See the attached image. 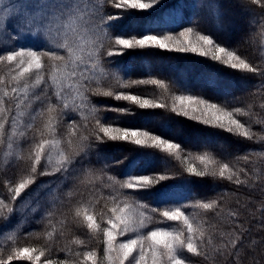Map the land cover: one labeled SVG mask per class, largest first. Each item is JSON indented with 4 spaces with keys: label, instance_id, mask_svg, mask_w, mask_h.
<instances>
[{
    "label": "trees",
    "instance_id": "obj_1",
    "mask_svg": "<svg viewBox=\"0 0 264 264\" xmlns=\"http://www.w3.org/2000/svg\"><path fill=\"white\" fill-rule=\"evenodd\" d=\"M178 4L181 6L177 7ZM186 4L187 0H163L160 6L151 11L131 10L123 19L114 22L113 35L123 33L125 38L133 34L138 36L147 27L151 30L150 34L163 32L183 40L184 37H179V33L192 27L193 32L188 34L189 37L197 40V32L210 35L217 43L236 51L241 58L264 71V0H261L260 4H254L252 0H210L212 15L205 19L188 10ZM217 4L222 5L220 12L224 13L223 20L214 10ZM231 9L243 19V23L237 28L232 20L234 16L229 13ZM105 11L114 14L120 10L109 4ZM165 11L174 13L172 22L167 25L154 22V19ZM5 23L6 18L0 22V54H6L5 49L19 50L21 47L43 51L35 38L12 36V39H8L16 26L13 19L7 20L6 30ZM235 29L246 33L243 41L237 44L230 37L235 33ZM91 39V34L85 32L79 41L85 49L83 55L86 63H91L87 60ZM105 47L111 46L106 43ZM109 61L116 63L110 64ZM53 63L55 62L45 60V69L39 72L41 82H31L27 92L23 91V85L11 81L15 71L0 63V77L5 79V83L0 84V98L4 100L0 107L5 109V115L0 116V123H4V129L0 133V200L3 201L0 204V216H7L8 208L15 209L8 228H0V256L6 257L14 247H31L38 250L36 255H39L40 250L45 251V256L39 261L14 259L12 264H43L46 259L81 264L83 252L94 250L97 252L96 259L99 264H104L102 233L88 232L83 225V211L87 209L89 214L95 215L97 223L103 227L101 214L108 213L114 206L108 196L110 185L107 178L111 176L115 181H121L124 179V173L131 171L138 175H166L171 178L155 184L152 188V192L163 189L159 199L141 192L136 197H130V202L138 198L140 203L146 202L162 211L165 206L160 204V200H165L172 205H188L187 207L193 210V226L199 227L205 239L211 240V244L204 249L208 252L207 259L203 254H187L189 264H233L237 257L232 255L235 252L231 247L232 242H237L239 249L238 264H264V88L261 87L264 84V75L244 69L233 70L191 52L135 48L125 50L122 56L105 55L102 63L95 69V79L100 92L140 95L142 98L166 104L167 107L140 109L131 102L117 101L114 96L93 95L94 104L110 109L132 110V114L102 110L100 116L109 123L116 121L111 124L113 127L150 130L153 134L180 143L181 149L173 150L175 156L168 157L167 153L158 149L141 148L128 142L108 141L104 145L107 160L101 159L100 163H96L98 157L90 156L93 161L92 170L79 173L77 165L78 175L72 177V183L65 185L61 174L56 172L62 155H72L82 136L93 138L97 126L95 119L85 111L77 118L76 127H70L67 120L61 121L57 112H49L48 106L41 104V101L47 100L52 93L50 75ZM152 80L162 83L152 84ZM132 81L148 82L133 85ZM61 83L66 101L72 104L76 99L74 90L69 87L72 81L62 79ZM124 84L130 86L125 88ZM12 87L17 88L15 94L11 93ZM4 90L9 92V97H3ZM93 90H97L96 84L93 85ZM181 95H191L196 101L204 99L220 106H224L227 101L228 111L242 109L241 113L234 114V118L245 124L253 138L249 140L189 118L200 116L206 110L203 104L201 108H197L198 111L189 112V117L176 115L170 109L174 104L180 108L177 97ZM18 104L21 113L27 116L14 126L16 152L10 159H4L3 134L11 124V116ZM37 108H42V114L34 115ZM50 119L49 127L46 125ZM21 133H26L27 141L22 142ZM41 139L54 141L59 157L52 166L47 167L44 154L42 167L38 166V171L47 170L55 175L36 176L35 183L29 185L17 200L12 201L9 187H15L32 175L34 145ZM69 141L72 142L71 146ZM47 147L48 145L45 146V153ZM200 156L212 158L217 162L216 165L209 164V168H217L219 163H229L246 183L237 185L212 176L201 178L189 175L186 169L190 166L198 171L205 170V165L198 159ZM129 162H133L130 167ZM101 169H106V172H101ZM189 180L195 183H186ZM69 189L72 190L71 195L67 194ZM212 201H218V207L214 210L191 206ZM119 206L123 207V204ZM77 209L81 210L80 218L75 217ZM47 211L52 213L51 217L42 218ZM161 220L163 217L158 212L149 227L166 226L157 223ZM172 225H176V222H167V227ZM200 231L196 232L197 237ZM77 240L83 243L78 244L75 242ZM88 264H91V261Z\"/></svg>",
    "mask_w": 264,
    "mask_h": 264
},
{
    "label": "snow or ice",
    "instance_id": "obj_2",
    "mask_svg": "<svg viewBox=\"0 0 264 264\" xmlns=\"http://www.w3.org/2000/svg\"><path fill=\"white\" fill-rule=\"evenodd\" d=\"M163 0H0V14H7L5 29L7 30V20L15 19L18 27L12 29V36L32 37L35 38L43 48L33 50L21 47L5 49L6 54H0V63L10 66L15 71V75L11 76V81L19 82L26 76L30 77L35 71L37 73L45 69V60L54 61L51 65L50 82L52 93L47 100L41 101V104L48 106L49 112H57L61 121L67 120L70 127H76V120L85 111L88 115L95 119L97 132L93 138L82 136L79 143L76 145L72 155H62V161L56 172L60 173L65 181V185L72 183V177L78 175L76 166L79 165V173L90 171L93 161L89 158L92 155L98 157L96 163H100L101 159L107 160L106 148L104 145L108 141L128 142L141 148L158 149L168 154V157H174L173 150H180L181 144L174 140L164 138L161 135L153 134L150 130L127 127H113L105 118L100 116L102 110L116 111L121 114H132V110L128 109H110L104 105L94 104L92 101L93 95H102L105 97H113L117 101H128L132 105H137L140 109H156L166 108L167 105L157 103L152 100L142 98L140 95L126 94L119 92L114 94L112 91L100 92L99 85L95 79V69L102 63L103 57L107 55L122 56L125 50L128 49H148L156 48L165 51H176L182 53H197L200 56L207 57L214 62H219L233 70H247L251 73L264 75V71L258 67H254L245 59L241 58L236 51L230 50L227 46H222L217 43L212 36L200 34L197 32V42L193 43L186 37L193 32V28H186L179 33V37L185 39L180 40L172 35H165L163 32L150 34L151 30L145 28L140 35L133 34L129 38H125L123 33L113 35L116 21L123 19V16L131 10L147 12L154 10L162 4ZM254 4H260L261 0H252ZM111 5L115 9L120 10L118 13H107L105 8ZM181 5H177L180 7ZM222 5L217 4L215 11L223 20L224 13L220 12ZM90 33L92 39L90 48L87 50V60L85 62L83 55L85 49L79 43L82 35ZM111 47L106 48L105 44ZM116 46H120L117 48ZM110 64H115V61H109ZM42 77H38L36 83L41 82ZM62 79L71 80L69 85L75 92L76 99L72 104H69L64 95ZM148 81H132L131 84H142ZM4 77H0V84H4ZM152 84H161L159 80L150 81ZM97 85V90H93V85ZM129 84H124L123 87H129ZM264 88V84L261 85ZM28 85H24L23 91L27 92ZM17 92L16 87H12L11 93ZM7 90L3 91V97H9ZM178 100L192 101L195 97L191 95H181ZM4 102L0 98V105ZM200 104L205 105L206 110L200 116L189 117V110L186 106L181 105L178 109L175 104L170 109L176 115L189 117L197 120L209 127H214L226 131L233 135H239L251 140L253 135L246 128L245 124L239 119L234 118V114L241 113L242 109L235 108L233 111H228V102L224 106L216 103H209L207 100L200 99ZM207 109L215 110L213 112ZM193 112L198 109H192ZM42 114V108H37L35 113ZM5 115V109L0 107V116ZM9 117H5L8 119ZM87 118V117H85ZM226 121V122H225ZM16 125L14 117L11 118L10 127ZM51 126V119L49 124ZM31 125H29V128ZM4 129V123H0V133ZM243 130V131H240ZM22 142L27 141L26 133H21ZM214 135V134H213ZM55 143L54 141L41 139L34 145V160L31 166V176L15 185L9 187V192L12 193L10 199L17 200L21 193L35 183V177L39 175H49L47 170L38 171V166L42 167L44 159L45 146ZM71 141L69 145L71 146ZM247 158V157H245ZM198 159L205 165V170L198 171L195 167H188L186 171L194 177L212 176L219 179H226L234 182L237 185L245 184L246 180H242L240 175L233 170L227 162L219 163L217 168H209V164L216 165V161L206 156H200ZM50 160V157H49ZM133 162H129V167ZM167 167V165H165ZM101 172H106V169H101ZM228 173V175H225ZM246 175V174H245ZM166 175L152 177L148 175H138L131 171L124 173V179L115 181L111 176L107 178L110 185L108 196L111 198L113 207L108 213H102L100 219L104 224L101 227L97 223V217L89 214L87 209L83 211V225L88 232L93 234L102 233L103 236V254L106 264H189L187 254L193 256L204 255L208 258V252L205 247L211 244V240L205 239L204 233L199 227H194L189 216L186 215L185 205L177 203L170 204L168 201L160 200V204L165 206V210H159L158 207L148 203H140L137 198L130 202V197H136L138 193H148L155 196L157 199L163 193V189H157L152 192L155 184L161 181L170 179ZM235 178V179H234ZM186 183H195L189 180ZM130 190V191H126ZM72 190H68V195H71ZM3 201L0 200V204ZM119 204H123L120 207ZM195 208L204 210H214L218 207V201L195 203L191 205ZM5 207H7L5 205ZM138 209H142L139 210ZM7 216H0V228L6 230L12 220L13 208H8ZM39 211V210H37ZM163 217V220L157 223L167 225V222H180L184 229L174 231L170 227L149 226L154 222L155 215ZM147 213V214H146ZM52 213L47 211L42 218H50ZM75 217H81V210L77 209ZM186 229V234H185ZM200 231L199 237L196 232ZM126 237V238H125ZM125 238V239H121ZM11 239V237H9ZM82 244L83 241H75ZM255 243V242H254ZM231 247L235 249L232 255L237 258L233 264H238L237 242H232ZM227 248V245H225ZM36 248L31 247H14L10 254L6 257L0 256V264H12L15 260L39 261L45 256V251L40 250L39 255L34 256L37 252ZM79 255V253H78ZM83 261L81 264H99L97 252L94 250L83 252ZM43 264H69L67 260L54 261L46 259Z\"/></svg>",
    "mask_w": 264,
    "mask_h": 264
},
{
    "label": "rangeland",
    "instance_id": "obj_3",
    "mask_svg": "<svg viewBox=\"0 0 264 264\" xmlns=\"http://www.w3.org/2000/svg\"><path fill=\"white\" fill-rule=\"evenodd\" d=\"M12 2H16V0H12ZM209 2H210V0H187V4L185 7L188 6V10L195 12L197 15H200L202 18L205 19V17L212 15V9H211ZM5 3H8V0H5ZM149 11H151V10H149ZM229 13L232 15V17L234 16V18L232 20H233V23L235 22L234 23V25L236 26L235 28H237V26H240V24L243 23V19L241 18L239 13H237L234 9L229 10ZM173 16H174V13L165 11V12L160 13L158 15V17H156L154 19V22L158 21L159 24L167 25V23L172 22V20L174 19ZM4 18L7 19V14H0V22ZM13 20H14V25L16 27H18L17 21L15 19H13ZM245 34L246 33H244L243 31H241L239 29H235V33L233 34V36H230V37L234 41V43L237 44V43L243 41V37L245 36ZM186 38L191 40L193 43L197 42V40L192 38V37L187 36ZM38 77H39V73L34 71L30 77L26 76L25 78L21 79V81H19L18 83L20 85H23V86L25 84H27L29 87L30 83L33 81L36 82ZM177 103H178L179 107H181V105L186 106L188 108L189 112H192V109L201 108V104L196 100H192V101H188V100L180 101V100H178ZM19 106L20 105L18 104V107H15L14 112L11 116V118L14 117L16 120L15 126H17L19 121H23L25 119V117L27 116V114L21 113L22 111H21ZM21 107L23 108V106H21ZM26 111L29 112V109L27 107H26ZM208 111L212 112L211 110H208ZM15 133H16V129L13 127H10V125H9L3 134L4 147L2 150V155H3L4 159H10L11 157H13L14 153L16 152ZM54 145H55V143L49 144L47 147L46 153H45L46 154L45 166H47V167L52 166L54 161L56 159H58V157H59V153H58V151ZM49 157H50V160H49ZM187 206H185L186 215L189 216L190 221L194 222L193 210H191ZM139 210H142V209H138V211ZM161 227H167V225L161 226ZM170 228L174 231H180V230L184 229V226L182 225V223L176 222V225H172V226H170ZM185 234H186V229H185ZM125 238H121V239H125ZM103 247H104V245H103ZM33 255H36V253H34ZM103 263L106 264V262L104 261V254H103Z\"/></svg>",
    "mask_w": 264,
    "mask_h": 264
}]
</instances>
